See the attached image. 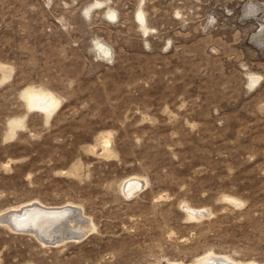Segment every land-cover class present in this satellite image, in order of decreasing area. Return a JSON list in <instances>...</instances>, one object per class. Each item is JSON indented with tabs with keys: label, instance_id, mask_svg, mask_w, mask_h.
I'll return each instance as SVG.
<instances>
[{
	"label": "rangeland",
	"instance_id": "1",
	"mask_svg": "<svg viewBox=\"0 0 264 264\" xmlns=\"http://www.w3.org/2000/svg\"><path fill=\"white\" fill-rule=\"evenodd\" d=\"M0 215V264H264V0H0Z\"/></svg>",
	"mask_w": 264,
	"mask_h": 264
},
{
	"label": "bare ground",
	"instance_id": "2",
	"mask_svg": "<svg viewBox=\"0 0 264 264\" xmlns=\"http://www.w3.org/2000/svg\"><path fill=\"white\" fill-rule=\"evenodd\" d=\"M139 12H140L138 15L139 19L141 21H144L145 18H144L143 11L140 10ZM23 96L29 107L33 109L42 110L44 111V113H46V115H50L51 113H53L59 105V98H57V96H55L52 92L47 91V90L28 87L27 89L23 91ZM142 184H143V179H142ZM139 185H141L140 177H130L124 182V189L127 192L131 193ZM135 192L137 193L138 191H135ZM35 203L36 204H34L33 202V204L23 205L19 208L11 209L5 212L4 214H2V219L1 218L0 219L5 224H7V226L10 227V229L12 228V230L14 229L22 230L21 233L23 231L32 233L35 235V237L40 239L42 242H48L50 240L56 239L58 236H54V235H55V232H58V231L62 232L61 236H63L62 235L63 232L69 228L75 227V228H79V230H80V226H82L84 229L86 228L85 224L81 223L82 221L81 222L77 221L81 217L80 212L82 211L79 210V207L74 206V204L72 205L67 204V205H61V206H43L41 204H37L38 202H35ZM76 210L77 212L79 211L78 214H75ZM186 212L188 213L190 217L198 220V218H201V216L205 214V209H196V208L187 206ZM17 232L19 231L17 230ZM229 258L222 257V256L217 258L216 256L206 255V256L201 257L199 261L205 264H255L251 262H247V263L238 262V261L231 260ZM172 264H177V263H172Z\"/></svg>",
	"mask_w": 264,
	"mask_h": 264
},
{
	"label": "water",
	"instance_id": "3",
	"mask_svg": "<svg viewBox=\"0 0 264 264\" xmlns=\"http://www.w3.org/2000/svg\"><path fill=\"white\" fill-rule=\"evenodd\" d=\"M16 230H19V229H16Z\"/></svg>",
	"mask_w": 264,
	"mask_h": 264
}]
</instances>
